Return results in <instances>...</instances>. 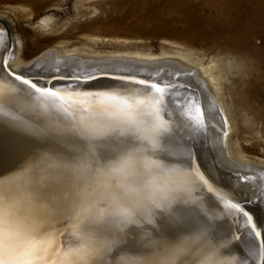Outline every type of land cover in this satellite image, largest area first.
<instances>
[{
    "label": "snow or ice",
    "instance_id": "snow-or-ice-1",
    "mask_svg": "<svg viewBox=\"0 0 264 264\" xmlns=\"http://www.w3.org/2000/svg\"><path fill=\"white\" fill-rule=\"evenodd\" d=\"M39 75L6 70L0 78V135L13 131L26 141L0 174V264H238L232 241H217L195 198L194 178L213 190L193 146L168 128L176 84L113 77L145 94L121 97L62 92L41 85ZM20 98L58 106L67 119L23 128L13 115ZM11 155L0 144V164ZM226 204L242 211L255 247L261 232L253 216ZM259 249L264 264V242Z\"/></svg>",
    "mask_w": 264,
    "mask_h": 264
},
{
    "label": "bare ground",
    "instance_id": "bare-ground-1",
    "mask_svg": "<svg viewBox=\"0 0 264 264\" xmlns=\"http://www.w3.org/2000/svg\"><path fill=\"white\" fill-rule=\"evenodd\" d=\"M18 1L28 4L41 2V0ZM148 1L142 0L143 7L140 10L131 8V16L140 23H155L157 32L170 34L171 37L192 45L210 44L217 58L220 57L219 55L227 54L232 63L237 57H241L244 65H247V60L252 61L253 66L249 69V74L253 78L247 83L246 89L241 87L237 95L242 94L245 102L255 101L264 109V54L262 49L253 46L254 40L258 37L264 39V0H159L161 2L152 6ZM9 34L12 36L10 31ZM13 43L11 57L12 59L14 57V60L9 62V68L14 71L25 70L34 63L40 70L75 74L78 77L128 71L139 73L144 78L146 75L148 79L155 82L161 80L163 83L176 84L177 87L170 90L171 97L175 103L182 101L183 106L179 114L175 113L171 107L165 110L168 113V128L170 133L178 134L177 138L182 137L184 143L193 146L195 158L198 157L195 163L199 164V171L203 173L213 190L209 192L194 178L195 198L200 201L204 211L212 219L217 241L224 243L232 241L229 251L237 258L238 264H251V259H255L256 264L260 262L255 251H258V244L264 242L263 235L260 240H257L258 244L256 243L255 247L252 238H249L250 233H246L245 238L241 237L238 241L233 240L232 237L236 236V232L243 231L248 225L245 223L242 211L230 209L226 201L239 205L240 209L239 203L248 201L250 206L246 211L253 216L257 230L262 233L259 205L260 201L264 200V166L254 167L249 160L246 161L247 159L231 157L232 149L228 141L230 130H232L231 123L228 122L223 103L219 99L217 80L212 76V66L195 65L179 57H169L166 52L161 53L162 57L164 56L161 59L142 53L132 56L121 54L106 58L78 53L76 50L69 52L68 55L50 52L51 58L44 56L36 63L33 60L23 64L18 60L21 42L18 41L16 44V40L15 42L13 40ZM7 49V34L0 26V65H3V57ZM256 50L257 53H254ZM175 53L186 54L182 50H176ZM114 58L122 59V61H116L117 59ZM113 59L116 62H113ZM247 67L249 68L250 65ZM4 71L5 69L0 67V78ZM254 80L256 81L253 82ZM99 83L100 86H93L94 92L91 89H88L89 92L73 91L108 92L121 97L143 98L145 95L141 87L134 84H128L125 91L126 81L101 79ZM82 85L85 84L82 83ZM87 85L85 87H89ZM92 102V98L85 101V103ZM197 108L200 109V114L196 120L192 110ZM13 115L22 117L21 127L23 128L67 119L66 114L58 106L48 109L36 108L29 105L23 98L18 100ZM262 118L264 113L258 112L254 120L258 122ZM201 120L203 126L199 123ZM261 132H264V129ZM25 142L24 137L17 132L6 130L3 135H0V144L12 149L11 159L0 164V174L16 163L19 157L15 149L17 146L22 147ZM229 163H232L233 167ZM246 169L248 174L244 172ZM255 190L258 191L252 195ZM256 202L257 205H255Z\"/></svg>",
    "mask_w": 264,
    "mask_h": 264
},
{
    "label": "rangeland",
    "instance_id": "rangeland-1",
    "mask_svg": "<svg viewBox=\"0 0 264 264\" xmlns=\"http://www.w3.org/2000/svg\"><path fill=\"white\" fill-rule=\"evenodd\" d=\"M148 2L152 6L161 1ZM132 7L140 10L143 7L142 0H41L34 4L0 0V17L7 23L14 42H21L18 60L23 64L33 60L36 63L44 56L51 58L50 52L68 55L76 50L78 53L106 58L142 53L161 59L164 57L161 53L166 52L169 57H179L195 65L212 66L219 99L223 103L228 122L231 123L232 130L228 136L231 157L247 159L254 167L264 166V132H261L264 129V118L258 122L254 120L258 112L264 113V109L255 101L245 102L242 94L237 95L241 87L246 89L247 83L253 78L249 74L253 62L246 61L250 65L248 68L242 64L241 57H237L233 63L227 54L215 57L216 53L210 48V44L192 45L175 39L170 34L159 33L155 23L142 24L132 17ZM254 42L253 46L262 49L264 54V39L258 37ZM176 50H182L186 54L175 53ZM114 59L113 62H116ZM13 60L14 57L11 61ZM182 106L183 102L177 101L171 108L179 114ZM192 112L197 120V111ZM229 165L233 167L232 163ZM244 172L249 173L247 169ZM256 191L258 190L253 191L252 195ZM260 216L263 230L261 236L263 235L264 240V214L261 213ZM250 261L251 264H256L255 259Z\"/></svg>",
    "mask_w": 264,
    "mask_h": 264
},
{
    "label": "water",
    "instance_id": "water-1",
    "mask_svg": "<svg viewBox=\"0 0 264 264\" xmlns=\"http://www.w3.org/2000/svg\"><path fill=\"white\" fill-rule=\"evenodd\" d=\"M0 26H2L4 28V30L6 31L7 34V38H8V49L3 57V63L4 61H7L8 64V68L5 69L6 70H10L14 73H21L23 72L26 76L29 77H35L36 73L39 72V83L41 85L48 83L50 81V83H48L49 87H54L55 89H58L60 91H68V92H74L73 90H80V91H88V89H91L92 92H94V87L93 86H100L99 81H101V79H112V80H116L117 82H124L125 80H120V79H114L113 77H126V78H134V79H145L148 80L149 82H155L152 81L150 79H148V76L145 75L144 78L143 75L139 74V73H131L128 71H114L113 73H96V74H92V75H88L86 77H78L75 74H60L57 72H53V71H45V70H40L38 67H36L33 64L29 65V67H27V69L25 70H20V71H14L11 70L9 68V62L12 60L11 57V51H12V47L14 45L13 43V38L12 36L9 34V29L7 28V23L4 21L3 18L0 17ZM161 81V80H158ZM156 81V82H158ZM82 83H84L85 85L89 86V87H85V85H82ZM93 87V88H90ZM79 91V92H80ZM195 159H198V157L196 156ZM198 162V160H197ZM199 166V164H198ZM241 205V209L242 210H249V206L250 203H248V201H242L239 203ZM247 225V224H246ZM234 233V232H233ZM246 233H250L249 238H252V240L254 241V234L251 233V228L250 226H246V228L242 231L236 232V236L238 237H244L246 235ZM245 238V237H244ZM256 243L258 244V241H255V245ZM256 254H258V260H260V262L258 261L257 264H262L261 261V257H260V249H259V244H258V251L256 252Z\"/></svg>",
    "mask_w": 264,
    "mask_h": 264
}]
</instances>
